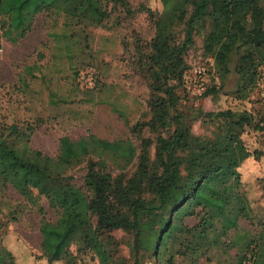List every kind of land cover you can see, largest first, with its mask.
I'll return each mask as SVG.
<instances>
[{"label":"trees","instance_id":"1","mask_svg":"<svg viewBox=\"0 0 264 264\" xmlns=\"http://www.w3.org/2000/svg\"><path fill=\"white\" fill-rule=\"evenodd\" d=\"M240 1L246 9L253 5L250 18H256L249 29L234 22L232 34L236 40L246 32L250 43L232 41L228 47L220 43L224 33L217 26L222 25L217 16L223 9L218 0H159V12L146 9L153 33L145 50L136 48V64L151 93L163 90L169 96L174 128L155 150L157 171L149 177L143 198L128 203L126 217L117 215L114 189L96 163L104 161L110 170L124 174L134 158L127 140H107L90 132L75 139L63 135L58 137L56 153L49 156L29 146L31 133L42 123L41 115L9 121L0 116V196L8 189L18 195L13 208L6 211L10 220L34 208L39 252L47 264H264V221L236 170L245 158L258 155L256 148L252 152L246 148L241 134L245 130L254 137L264 134V106L251 108L257 102L264 105V98L257 94L264 67V31L257 0ZM116 6L129 12L125 0H0V41L13 44L30 29L36 14L43 13L50 58L60 63L73 50L86 51V35L80 42L77 37L86 28L103 26ZM196 35L201 37L202 55L211 57L221 83L229 72V55L238 53L232 68L239 83L234 95L241 101L248 95V108L216 111L237 131L221 142L194 146L186 169L174 159L179 149L189 148L190 135L182 121L185 114L176 109L175 89L184 84L190 69L185 55ZM40 70L37 62L23 67L17 76L22 92L36 78L34 71L39 79L51 80ZM214 87L204 85L199 96L215 93ZM28 95L33 100L32 92ZM46 100L58 107L52 96ZM229 150L241 158H230ZM77 168L83 171L81 184L74 181ZM40 199L51 216H46ZM242 221L246 226H241ZM116 229L130 234L127 256L120 254V243L112 234Z\"/></svg>","mask_w":264,"mask_h":264},{"label":"rangeland","instance_id":"2","mask_svg":"<svg viewBox=\"0 0 264 264\" xmlns=\"http://www.w3.org/2000/svg\"><path fill=\"white\" fill-rule=\"evenodd\" d=\"M125 1L129 12L116 6L103 26L86 28L77 37L80 42L86 35V51L80 53L73 50L71 57L61 59L60 63H53L50 58V39L46 34L48 27L43 23V13L36 14L30 29L13 44L0 41V116L3 115L7 121L13 118L29 119L37 113L42 116V123L34 128L29 137L31 148L53 156L59 136L75 139L88 132L107 140H127L131 144L134 158L124 174L110 170L104 161L96 163L98 172L114 189V208L120 217L128 215L130 201L143 198L149 177L157 171L155 150L168 140L174 128L173 108L168 106L169 96L163 90L151 93L136 64V48L145 50L144 45L153 33V24L146 9L153 13L159 12L160 2ZM218 1L223 9L222 14L217 16L222 24L217 23V26H221V33H224L220 43L226 47L232 41L235 44L244 43L245 40L250 43L246 32L234 39L232 24L235 22L244 29L251 28L256 18H250L249 8L253 5H248L246 9L240 0ZM257 6L262 15L260 28L264 31V0H257ZM210 17L208 24L212 28ZM193 41L185 55V62L190 69L183 77L184 84L175 89L178 96L176 109L185 114L182 121L189 127L190 135L187 137L189 148L179 149L174 159L181 168L186 169L189 167L186 161L191 157L194 146L201 145L203 141L221 142L224 137L237 131L226 119L217 116L216 111L241 109L244 105L248 108L245 101L248 95L242 101L234 95L239 83L232 68L238 53L229 55V72L221 83L211 57L201 53V37L196 35ZM217 47L219 44H215ZM39 53L42 58L38 57ZM33 62H37L40 71L51 80L47 82L39 79V72L34 71L36 78L29 80L28 90L22 92L17 76L25 65ZM69 65H73L75 72ZM203 71L205 74H202ZM211 84L215 86L216 92L199 96L204 85L209 88ZM29 92H32L33 100H30ZM48 96L56 100L58 107L47 104ZM263 106V103L257 102L251 108L261 110ZM240 138L249 151L257 149L258 155L245 158L236 170L246 182L247 195L251 202L258 204L264 221V134L254 137L245 130ZM227 155L237 161L241 158L240 155L233 157L231 150ZM82 172L81 168L74 172V181L78 184H81ZM17 199L18 195L11 189L0 196L1 263L47 264L39 252L38 216L34 208L24 210L15 220L7 216L6 211L13 208ZM39 203L44 206L46 216H51L46 202L40 199ZM241 226H246V223L242 221ZM127 231H112L120 243V254L123 256H127L126 243L130 239Z\"/></svg>","mask_w":264,"mask_h":264},{"label":"built area","instance_id":"3","mask_svg":"<svg viewBox=\"0 0 264 264\" xmlns=\"http://www.w3.org/2000/svg\"><path fill=\"white\" fill-rule=\"evenodd\" d=\"M2 51V47H1V44H0V53ZM261 80L262 82L259 84V88L257 90V94L258 96H260L261 98H264V67L262 68V76H261ZM243 263V262H242Z\"/></svg>","mask_w":264,"mask_h":264}]
</instances>
